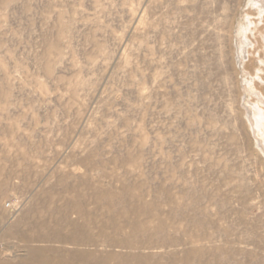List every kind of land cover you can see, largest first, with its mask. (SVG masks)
I'll use <instances>...</instances> for the list:
<instances>
[{
	"label": "rangeland",
	"instance_id": "obj_1",
	"mask_svg": "<svg viewBox=\"0 0 264 264\" xmlns=\"http://www.w3.org/2000/svg\"><path fill=\"white\" fill-rule=\"evenodd\" d=\"M261 18L0 0V264H264Z\"/></svg>",
	"mask_w": 264,
	"mask_h": 264
},
{
	"label": "bare ground",
	"instance_id": "obj_2",
	"mask_svg": "<svg viewBox=\"0 0 264 264\" xmlns=\"http://www.w3.org/2000/svg\"><path fill=\"white\" fill-rule=\"evenodd\" d=\"M261 14H263V12L261 13ZM262 19V22H263V18H261ZM263 25V24H262ZM263 27H264V25H263ZM261 28H262V26H261ZM263 32H264V30H263ZM263 38V37H262ZM257 40V39H256ZM259 40H257V42H258ZM263 42H264V40H263ZM264 45V44H263ZM260 47H262V44H261V46ZM262 49V48H261ZM262 51H264V46H263V49H262ZM254 53H255V50H254ZM253 54V53H252ZM255 55H256V53H255ZM253 59V58H252ZM259 59L261 60V62L263 63V65H264V60L262 59V56H260L259 55ZM261 111V110H260ZM263 111V110H262ZM258 115H260L259 117V120H260V122H259V124L261 123V119H262V115L261 114H258ZM264 118V117H263ZM263 120V119H262ZM262 124V123H261ZM260 126V125H259ZM84 249H86V248H84ZM90 250V249H89ZM87 251V250H86ZM85 251V252H86ZM83 253V252H82ZM91 254L93 253L94 254V252H90ZM39 254V253H38ZM79 254V253H78ZM86 254V253H85ZM80 255H81V253H80ZM95 255V254H94ZM93 255V256H94ZM79 256V255H78ZM89 257V256H88ZM87 256L85 257V258H88ZM80 258V257H79ZM83 258V257H82ZM36 259V258H35ZM34 259V260H35ZM90 259V258H89ZM31 260H33V257L31 258ZM47 260V259H46ZM28 261H29V259H28ZM83 261V260H82ZM86 261V260H85ZM87 261H88V259H87ZM34 262V261H33ZM81 262V261H80ZM88 263V262H87ZM45 264V263H44ZM50 264H51V262H50ZM65 264V263H64ZM82 264H84V263H82ZM89 264V263H88Z\"/></svg>",
	"mask_w": 264,
	"mask_h": 264
},
{
	"label": "built area",
	"instance_id": "obj_3",
	"mask_svg": "<svg viewBox=\"0 0 264 264\" xmlns=\"http://www.w3.org/2000/svg\"><path fill=\"white\" fill-rule=\"evenodd\" d=\"M8 205H9V203H8Z\"/></svg>",
	"mask_w": 264,
	"mask_h": 264
}]
</instances>
